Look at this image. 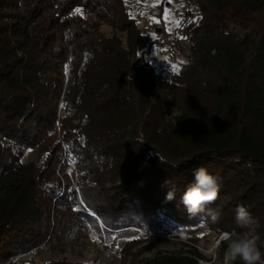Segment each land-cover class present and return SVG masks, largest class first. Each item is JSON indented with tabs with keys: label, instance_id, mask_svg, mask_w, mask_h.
Returning a JSON list of instances; mask_svg holds the SVG:
<instances>
[{
	"label": "trees",
	"instance_id": "trees-1",
	"mask_svg": "<svg viewBox=\"0 0 264 264\" xmlns=\"http://www.w3.org/2000/svg\"><path fill=\"white\" fill-rule=\"evenodd\" d=\"M193 2L188 60L159 80L152 63L136 60L143 33L125 0H0V264L63 243L97 217L109 234L207 222L258 236L264 252V0ZM155 23L164 37L165 22ZM201 166L219 178L208 205L220 210L216 222L181 202ZM166 180L177 186L171 201ZM238 205L250 227L236 223ZM225 248L220 239V255ZM205 259L192 246L145 264Z\"/></svg>",
	"mask_w": 264,
	"mask_h": 264
},
{
	"label": "rangeland",
	"instance_id": "rangeland-1",
	"mask_svg": "<svg viewBox=\"0 0 264 264\" xmlns=\"http://www.w3.org/2000/svg\"><path fill=\"white\" fill-rule=\"evenodd\" d=\"M125 1L143 33L136 60L152 63L159 80L169 79L188 60L190 42L183 27L198 16L196 5L193 0ZM158 6V10H154ZM165 11L169 13L167 20L164 19ZM158 20H163L166 24L167 33L164 37L155 31V21ZM177 20L180 21L179 26L175 23ZM230 29L239 38L250 35L248 29L235 25H231ZM101 31L107 36L115 32L108 24H103ZM159 38L165 39L162 45L153 42ZM122 41L126 47L125 35L122 36ZM173 65H176L178 70H173ZM61 105L62 103L60 107ZM31 155L28 151L25 160L30 159ZM73 168L72 164L66 168V172L68 178L76 182ZM76 209L96 216L94 211L86 210L84 205ZM96 219L98 225L81 223L63 243L44 245L16 257L13 262L7 264H145L147 260L159 254L186 252L192 246H196L206 257L200 261L202 264H223L219 241L222 233L226 231L217 232L207 222L165 235L149 227L136 226H128L109 234L102 220L98 217Z\"/></svg>",
	"mask_w": 264,
	"mask_h": 264
},
{
	"label": "clouds",
	"instance_id": "clouds-1",
	"mask_svg": "<svg viewBox=\"0 0 264 264\" xmlns=\"http://www.w3.org/2000/svg\"><path fill=\"white\" fill-rule=\"evenodd\" d=\"M162 162H167L161 160ZM174 167L176 165H173ZM194 180L184 191L181 202L191 216H198L205 213L213 222L220 218L219 209H210L208 205L215 202L220 191L219 178L210 173L207 168L201 166L194 170ZM167 187L165 199H175L177 186L173 180H166ZM235 220L240 227H250L254 221L251 213L244 205H238L235 209ZM221 241L226 244L223 252V264H264V252L258 246V236H250L248 233H239L235 230L223 232Z\"/></svg>",
	"mask_w": 264,
	"mask_h": 264
},
{
	"label": "snow or ice",
	"instance_id": "snow-or-ice-1",
	"mask_svg": "<svg viewBox=\"0 0 264 264\" xmlns=\"http://www.w3.org/2000/svg\"><path fill=\"white\" fill-rule=\"evenodd\" d=\"M81 10L79 8L76 9V12H80ZM169 18V13L167 11L164 12V19L167 20ZM176 25L179 26L180 21H175ZM184 38V37H182ZM173 70H178L176 65H173Z\"/></svg>",
	"mask_w": 264,
	"mask_h": 264
}]
</instances>
